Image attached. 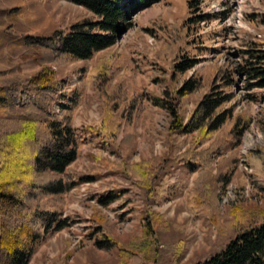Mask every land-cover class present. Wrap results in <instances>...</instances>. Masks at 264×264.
Returning a JSON list of instances; mask_svg holds the SVG:
<instances>
[{
    "label": "rangeland",
    "instance_id": "1",
    "mask_svg": "<svg viewBox=\"0 0 264 264\" xmlns=\"http://www.w3.org/2000/svg\"><path fill=\"white\" fill-rule=\"evenodd\" d=\"M192 2L198 5L193 7ZM81 17L90 13L67 0H0V70L21 54L50 53L40 52L23 38L49 37ZM129 21L131 27L117 36L114 45L91 59L48 64L59 83L67 80V96H79L72 127L84 141L67 171L72 188L58 201L45 198L62 210L66 225L44 237L28 264H197L223 250L226 236L189 207L190 191L198 187L197 171L169 160L150 188L124 172L125 165L161 157L170 146L178 154L193 146L197 134L171 132L172 117L155 99L168 100L175 86L199 76L198 87L177 104L186 121L210 92L211 83L222 85L217 69L234 73L226 90L232 99L224 105L231 117L221 133L236 117L250 118L238 144L227 146L212 165L216 174L222 159L237 155V164L225 171L228 181L217 188L221 223L238 213L246 224L264 208V191L252 182L254 170L247 163L248 153L264 147V88L254 86L259 79H250L246 71L255 66L264 70L263 61L247 55L264 51V0H162ZM16 41H21L18 47ZM184 60L196 64L177 74L175 84L174 64ZM100 63L107 65L108 91L121 88L131 98L141 96L131 122L123 120L118 137L105 145L87 133V127L102 118L93 85L103 79L95 78L103 72ZM19 68L18 74L25 78L33 73L26 66ZM12 78L0 77V86ZM61 99L56 111L66 102ZM215 139L216 135L196 150L208 148ZM253 141L257 143L247 149ZM160 184L165 187L163 197L158 196ZM102 240L108 248L98 244Z\"/></svg>",
    "mask_w": 264,
    "mask_h": 264
},
{
    "label": "trees",
    "instance_id": "2",
    "mask_svg": "<svg viewBox=\"0 0 264 264\" xmlns=\"http://www.w3.org/2000/svg\"><path fill=\"white\" fill-rule=\"evenodd\" d=\"M67 1L86 9L90 17H81L66 29L53 30L49 37L23 38L40 52L46 49L50 53L21 54L17 57L20 59L15 58L11 63L5 59L9 66L0 70V77L13 75L7 85L0 86V264H28L44 237L66 225L61 218L62 210L45 198L58 201L72 188L67 171L83 147L84 139L72 127L79 96H67V80L59 83L48 64L91 59L95 53L114 45L117 36L131 27L129 20L134 14L162 0ZM190 4L198 5L197 2ZM13 21L16 18L10 22ZM20 42L13 43L18 47ZM248 52L254 61L264 62V51ZM195 64L196 60L175 63L173 83L178 82L177 74L185 73ZM20 66L33 72L29 78L18 74L22 72ZM260 69L255 66L246 71L250 79H259L254 86L264 88V70ZM99 70L103 72L95 78L102 77V82L93 85L101 101L102 118L88 126L87 133L105 145L118 137L123 120L131 122L141 96L131 98L132 94L121 88L108 91L107 65L100 63ZM217 70L222 85L211 83L210 92L202 96L186 121L177 104L198 87L199 76L184 81L179 88L175 86L168 100L155 99V104L168 110L172 117L171 132L185 136L197 134L193 146L180 154L170 146L169 152L161 157L125 165L124 172L140 178L138 185L146 184L150 188L169 160L197 171L198 187L190 191L189 207L196 215L205 216L226 236L220 253L197 264H264V208L257 209L246 224L241 223L238 213L227 224L221 223L219 215L217 188L228 181L225 171L233 168L238 158L233 154L222 159L216 174L212 165L227 146L238 144L250 125V118L236 117L231 120L229 130L221 133V127L231 117V111L225 110L224 105L232 99L226 90L232 86L234 73L228 69ZM61 98L67 103L56 111L54 107ZM214 135L216 139L208 148L196 150ZM127 139L128 136L125 141ZM247 163L254 170L252 182L264 191V147L248 153ZM164 188L160 184L158 196L163 197ZM106 242L102 240L98 244L108 248L103 246Z\"/></svg>",
    "mask_w": 264,
    "mask_h": 264
},
{
    "label": "bare ground",
    "instance_id": "3",
    "mask_svg": "<svg viewBox=\"0 0 264 264\" xmlns=\"http://www.w3.org/2000/svg\"><path fill=\"white\" fill-rule=\"evenodd\" d=\"M254 143H257V141H253V142H251V145H249V143H247V147H246V148H247V149L250 148V146L254 145Z\"/></svg>",
    "mask_w": 264,
    "mask_h": 264
}]
</instances>
